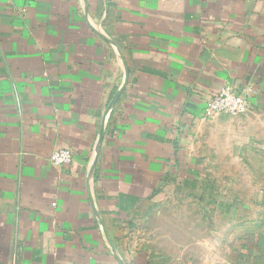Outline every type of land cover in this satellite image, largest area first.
I'll return each mask as SVG.
<instances>
[{"label": "crops", "instance_id": "obj_1", "mask_svg": "<svg viewBox=\"0 0 264 264\" xmlns=\"http://www.w3.org/2000/svg\"><path fill=\"white\" fill-rule=\"evenodd\" d=\"M225 85L261 145L264 0H0V264H264V220L139 226L200 163Z\"/></svg>", "mask_w": 264, "mask_h": 264}, {"label": "rangeland", "instance_id": "obj_2", "mask_svg": "<svg viewBox=\"0 0 264 264\" xmlns=\"http://www.w3.org/2000/svg\"><path fill=\"white\" fill-rule=\"evenodd\" d=\"M216 116V120L201 126L199 138L193 142L201 154L197 157L201 165L192 161L179 182L171 183L169 192L160 195L165 199L148 205L150 213L139 224L145 233L150 230L160 237L164 230L185 226L194 234L201 218L203 234H208L205 232L211 228L212 218H219L210 215L214 211L234 214L235 229L249 226L247 218L252 219V229L263 226L264 157L259 153L264 151V142L250 143L236 132L239 122L233 115ZM200 166L202 170L198 172Z\"/></svg>", "mask_w": 264, "mask_h": 264}, {"label": "built area", "instance_id": "obj_3", "mask_svg": "<svg viewBox=\"0 0 264 264\" xmlns=\"http://www.w3.org/2000/svg\"><path fill=\"white\" fill-rule=\"evenodd\" d=\"M248 100L244 95L236 94L229 85L223 86L214 92L203 108L205 115L226 113L229 115H241L248 110ZM72 152L69 148H58L50 156V160L56 165H66L72 161Z\"/></svg>", "mask_w": 264, "mask_h": 264}]
</instances>
